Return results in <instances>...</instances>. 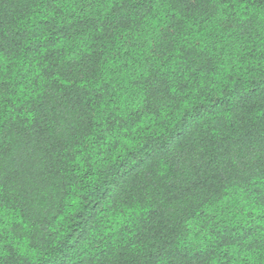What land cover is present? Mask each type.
I'll use <instances>...</instances> for the list:
<instances>
[{"label": "trees", "instance_id": "16d2710c", "mask_svg": "<svg viewBox=\"0 0 264 264\" xmlns=\"http://www.w3.org/2000/svg\"><path fill=\"white\" fill-rule=\"evenodd\" d=\"M0 264H264V0H0Z\"/></svg>", "mask_w": 264, "mask_h": 264}]
</instances>
